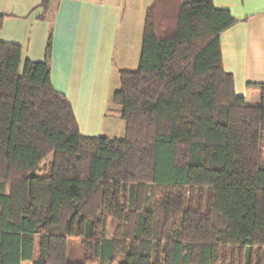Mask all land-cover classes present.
Segmentation results:
<instances>
[{"label":"trees","instance_id":"16d2710c","mask_svg":"<svg viewBox=\"0 0 264 264\" xmlns=\"http://www.w3.org/2000/svg\"><path fill=\"white\" fill-rule=\"evenodd\" d=\"M58 1L41 3L43 61L0 42V264H264V84L250 105L223 68L236 19L213 0H153L112 97L125 135L107 138L81 134L51 83Z\"/></svg>","mask_w":264,"mask_h":264},{"label":"crops","instance_id":"0c3cea01","mask_svg":"<svg viewBox=\"0 0 264 264\" xmlns=\"http://www.w3.org/2000/svg\"><path fill=\"white\" fill-rule=\"evenodd\" d=\"M43 0H0V42L19 45L23 61L45 58L49 22ZM153 0H59L53 19L50 79L70 102L81 134L123 138L112 97L119 71L139 64L145 15ZM236 19L220 35L222 65L234 92L250 105L264 84V0H213Z\"/></svg>","mask_w":264,"mask_h":264},{"label":"rangeland","instance_id":"374dc122","mask_svg":"<svg viewBox=\"0 0 264 264\" xmlns=\"http://www.w3.org/2000/svg\"><path fill=\"white\" fill-rule=\"evenodd\" d=\"M51 159H52V156L50 155L42 162V164L50 161ZM38 173L44 174L43 169H40ZM115 225L116 224L114 221H112L111 219L108 220V223H107V235L108 236H113ZM67 259L70 262H84L85 261L84 250L78 239H70L68 241ZM22 264H30V263L23 262ZM87 264H90V263H87ZM114 264H118V262L116 261Z\"/></svg>","mask_w":264,"mask_h":264}]
</instances>
